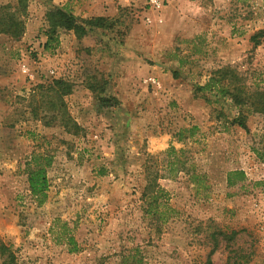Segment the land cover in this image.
<instances>
[{
	"label": "rangeland",
	"instance_id": "374dc122",
	"mask_svg": "<svg viewBox=\"0 0 264 264\" xmlns=\"http://www.w3.org/2000/svg\"><path fill=\"white\" fill-rule=\"evenodd\" d=\"M53 6L110 26L61 29L47 50ZM3 11L25 30L0 32V264H264V113L200 89L223 67L264 84V36L252 40L264 0H0ZM59 78L78 131L35 111ZM36 153L51 158L42 204ZM235 169L247 179L230 187Z\"/></svg>",
	"mask_w": 264,
	"mask_h": 264
},
{
	"label": "trees",
	"instance_id": "16d2710c",
	"mask_svg": "<svg viewBox=\"0 0 264 264\" xmlns=\"http://www.w3.org/2000/svg\"><path fill=\"white\" fill-rule=\"evenodd\" d=\"M22 8H25L24 4ZM46 18L49 27L46 30L48 39L44 44V48L47 50L54 48L55 45L59 43V30L61 29L73 30L78 37H82L95 27L106 28L110 26L108 22L109 18L106 16H93L81 19L68 8L61 6L51 7L46 13ZM24 30V20L19 18L16 11L7 13L5 11L2 12L0 15V32L7 33L18 39L23 35ZM263 36L264 29L259 30L252 36L255 45L260 43L259 37ZM215 73L216 74L211 76L204 85L200 86V89L216 91L217 95L220 96H225L229 93L237 105L245 106L249 103L254 110L264 113V84H256L254 88L247 89L246 85L243 83L244 78L242 74L228 67L220 68L216 70ZM40 88L39 93L44 105L40 104L35 111L45 106L46 109L44 111L50 112L53 119L59 120L69 131L73 130V128H75V131H78L80 126L69 115L63 98L64 95L72 92L73 84L70 81L59 78L53 80V82L49 83L47 86L41 85ZM45 100L46 103L44 102ZM99 101L104 107H116L119 103L118 98L112 95L99 96ZM233 122L248 128L245 115L242 112L239 113ZM256 151L264 161V152L261 153L259 150ZM32 160L33 167L29 170L28 176L29 189L35 200L38 201L39 204H42L48 197L50 181L47 166L51 162V158L36 153L33 155ZM246 179L247 174L243 169L230 170L227 173V183L230 187ZM163 192L164 189L158 187L157 190L149 194L148 203L151 205L149 206V211H152L154 207L157 208L160 206L161 202L159 203V198L162 196ZM153 204L155 206H153ZM160 218L162 220L167 219L164 214H161ZM73 242L74 238L71 237L70 243ZM2 248L6 249L7 247L2 246ZM214 250L215 247L212 248L210 254L213 253Z\"/></svg>",
	"mask_w": 264,
	"mask_h": 264
},
{
	"label": "built area",
	"instance_id": "2783aa9c",
	"mask_svg": "<svg viewBox=\"0 0 264 264\" xmlns=\"http://www.w3.org/2000/svg\"><path fill=\"white\" fill-rule=\"evenodd\" d=\"M169 0H148V4L150 5L151 8L156 9V10H160L162 9L165 4L168 2ZM148 21L151 22L152 21V17L148 16ZM161 21V19H160Z\"/></svg>",
	"mask_w": 264,
	"mask_h": 264
}]
</instances>
